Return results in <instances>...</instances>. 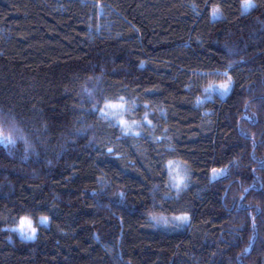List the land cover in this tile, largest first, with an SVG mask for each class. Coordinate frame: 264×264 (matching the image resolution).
<instances>
[{"label": "trees", "instance_id": "1", "mask_svg": "<svg viewBox=\"0 0 264 264\" xmlns=\"http://www.w3.org/2000/svg\"><path fill=\"white\" fill-rule=\"evenodd\" d=\"M254 2L241 15V0H0V120L28 140L0 145V264H264V0ZM229 64L237 88L208 100L202 75ZM121 96L124 119L141 122L148 105L154 128L124 136L101 118L96 108ZM169 161L188 169L179 196ZM213 168L227 176L213 182ZM153 215L191 223L158 227ZM24 217L34 240L9 231Z\"/></svg>", "mask_w": 264, "mask_h": 264}, {"label": "snow or ice", "instance_id": "2", "mask_svg": "<svg viewBox=\"0 0 264 264\" xmlns=\"http://www.w3.org/2000/svg\"><path fill=\"white\" fill-rule=\"evenodd\" d=\"M93 7H96V5H93ZM192 7L195 11L196 6L193 5ZM256 8L257 5L254 0H241V15H247ZM101 12H103V9H101ZM222 17L223 13L221 11V8L219 6L212 7L211 18L213 22L222 19ZM197 43L202 44V41H197ZM225 52L228 53L230 57V50L225 48ZM141 67H143V64L141 65ZM224 67L225 70L223 71L217 70L215 73L202 75V79L207 84V86L204 87L203 95L208 100H212L213 97H216L220 99L221 103H224V101H226L227 98H229L233 94V92L238 86L237 82L233 79V74H230L234 72L232 65L229 64L225 65ZM217 79H219L221 82L216 83L215 81ZM87 95L89 97H92L93 92L87 91ZM204 102V100L197 98L194 107L199 108L202 104H204ZM135 107V104H133L132 108L134 109ZM144 108L146 110V114L143 120L139 123L135 120L130 123L128 120L124 119V116L130 111V109L123 96L119 97L118 102H111L109 100H105L103 103V108H96V111L100 113L101 118L111 117L112 120H115L116 123L120 126V130L124 136H128L129 134H131L134 137H140L141 132L136 129L142 128L144 125H147L150 130L154 128L152 120L148 119V105H144ZM210 115H212V113H204V116ZM245 119L247 120L249 118L245 117ZM241 134L246 136V134H244L242 130ZM158 139H164V137H160ZM18 140L23 141L25 145H28V140L24 136L22 129L17 126L15 119L5 118L0 120V145L7 148L9 145H15ZM106 155L115 156L118 160L121 159L119 156H116L114 149L110 146H108L106 149ZM166 167L168 170L170 185L175 189L176 195L179 196L181 194V191L187 189L188 187V184L186 183V181L189 179L188 169H181V167L174 161H169ZM212 174V181L214 182L216 179L222 178L221 174L223 176H227V170H218L216 168H213ZM252 190L253 189H244V192L245 194H248ZM91 195L95 197L97 193H91ZM118 196L119 200L114 202V206L124 207L125 194L123 192H120ZM241 199H244V197H241ZM256 211L259 213L260 209H256ZM150 219L153 222L154 226L164 228H180L184 225H190L191 223V218L188 215H178L172 216L170 218L165 216L153 215L150 217ZM252 219L254 220V218ZM40 222L46 225L48 223V217L42 216L40 218ZM253 228L255 229L254 222ZM9 231L20 232L23 235L24 239H35L37 236V228L33 226L32 221L28 217H24L19 221L18 228L9 229ZM94 239L99 241V237H95ZM250 251L251 247L245 249V255H247ZM237 264H242V261L238 260Z\"/></svg>", "mask_w": 264, "mask_h": 264}, {"label": "rangeland", "instance_id": "3", "mask_svg": "<svg viewBox=\"0 0 264 264\" xmlns=\"http://www.w3.org/2000/svg\"><path fill=\"white\" fill-rule=\"evenodd\" d=\"M39 223H40L41 225H45V224H42L41 222H39ZM32 224H33L34 227H36L35 224H34L33 222H32ZM47 224H48V223H47ZM47 224H46V225H47ZM18 227H19V226H18ZM18 227H17V228H18ZM17 233L19 234V236H20L23 240H34V239H24V238H23V235H22L20 232H17Z\"/></svg>", "mask_w": 264, "mask_h": 264}]
</instances>
